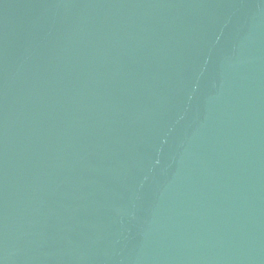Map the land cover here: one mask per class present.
Listing matches in <instances>:
<instances>
[{"label":"water","instance_id":"obj_1","mask_svg":"<svg viewBox=\"0 0 264 264\" xmlns=\"http://www.w3.org/2000/svg\"><path fill=\"white\" fill-rule=\"evenodd\" d=\"M0 264H264V0H0Z\"/></svg>","mask_w":264,"mask_h":264}]
</instances>
